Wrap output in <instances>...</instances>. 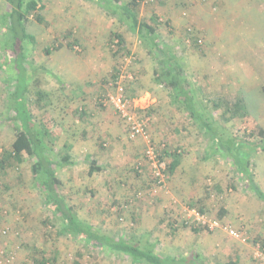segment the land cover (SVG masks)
Segmentation results:
<instances>
[{"label": "rangeland", "instance_id": "374dc122", "mask_svg": "<svg viewBox=\"0 0 264 264\" xmlns=\"http://www.w3.org/2000/svg\"><path fill=\"white\" fill-rule=\"evenodd\" d=\"M135 2L139 19L155 27L159 43L181 63L195 102L226 130L223 140L235 138L237 151L246 148L249 168L242 166V156L239 172L229 159L207 156L208 136L182 106L165 105L169 90L156 87V64L125 24L93 2L44 0L39 12L43 22L30 19L26 24L36 40L27 53L29 62L44 68L36 73L38 83H31L28 72L29 99L33 120L57 138L52 158L59 193L96 232L115 239L144 237L156 254L178 260L172 264H223L234 257L240 264H264L256 255L264 252V201L250 189L253 180L264 194L258 133L264 130V0ZM6 9L0 0V16ZM66 32L77 40L74 48L45 55ZM111 32L125 38L122 49L110 43ZM3 41L0 28V154L14 139L3 82L14 75V57L2 49ZM118 84L131 110L145 121L157 170L170 162V157H159L164 149L180 154L172 175L156 177L145 155L148 145L128 137L107 99ZM36 88L51 94L47 108L35 105ZM240 93L249 113L243 118H228L222 107L214 109L202 100H227ZM70 135L73 163L59 166L58 152ZM24 158L17 169L0 170V227L7 232L0 238V259L13 256V264H37L42 258L47 264H131L122 255L88 245L83 237L60 233L61 222L34 188L31 161ZM91 160L102 170L90 176ZM220 209L226 212L222 218ZM45 216L55 226H43ZM226 228L241 237H232Z\"/></svg>", "mask_w": 264, "mask_h": 264}, {"label": "trees", "instance_id": "16d2710c", "mask_svg": "<svg viewBox=\"0 0 264 264\" xmlns=\"http://www.w3.org/2000/svg\"><path fill=\"white\" fill-rule=\"evenodd\" d=\"M85 1L95 3L138 35L139 40L147 48L148 55L156 64L153 70L154 83L166 89L169 88L172 100L182 106L196 121L200 132L208 136L210 144L206 150L207 156L213 158L218 155L229 159L238 172L242 170L239 168L241 165L239 159L242 156L246 158L242 166L245 169L249 168V154L246 153V148L240 147L237 151L234 144L236 143L235 138H232L231 143L223 140L227 138L226 135H223V131L226 130L212 118L207 107L195 102V97L192 94L194 91L184 79L181 63L172 54L169 47L159 43L155 27L139 19L135 0H131L126 5L119 4L116 0ZM4 2L7 9L0 16V28L4 36L1 46L5 53L13 55L15 72L13 76L6 77L3 82L6 84V90L8 91L7 106L11 113L9 125L14 131V139L8 147L2 149L0 170L5 172L6 170L17 169L26 156L31 161L30 170L34 188L42 195L53 216L60 220L61 228L59 232L66 234L69 239L83 237L88 245H95L100 250L122 255L128 258L131 264H172L178 262L176 258L168 259L156 254L154 244L144 239V237L141 240L133 238L115 239L96 232L90 225L77 217L73 207L65 203L59 193L61 181L56 175L55 166L57 163L52 158L57 138L43 123L39 122L37 124L33 120L31 115L33 102L29 99L31 91L29 90L30 78L28 76L30 75L28 72L30 71V74L33 75L31 83L33 81L38 83L36 73L44 68L34 67L29 62L27 53L35 45L36 40L33 35L27 33L26 24L30 19L38 23L43 22L39 12L45 7L44 0H4ZM70 35V32H66L61 39L58 40L57 38L50 47L44 50L45 55H49L51 52L58 51L63 47L73 49L77 40L69 38ZM110 43H114L118 49H122L125 45V38L118 32H111ZM113 78V81L117 79ZM261 92L264 95V84L261 87ZM33 95L35 96L34 103L39 108H47L51 102V94L41 88H36ZM202 100L204 103H211L214 109L222 107L223 113L227 114L228 118H243L249 115L241 93L227 100H209L208 98H202ZM144 113L147 114V112ZM258 133L261 137L259 147L264 151V130L260 129ZM74 141L71 135L65 139L61 150L58 152L60 157L59 166L72 165L70 151ZM159 157L161 159L171 158L170 162L165 165V170H162L161 173L163 176L172 175L179 166L180 154L170 153L164 149ZM101 170L96 162L91 160L88 174L91 176ZM250 176L246 177L247 180L250 179ZM250 185V189L255 191L256 195L264 201V194L255 186L253 180H251ZM199 211L202 212L201 209ZM225 213L224 210L220 209L218 217L222 218ZM42 225L45 227L55 226L49 216L43 218ZM192 230L196 231L195 229ZM187 262L189 264L193 263L191 260ZM37 264H47V260L42 258ZM74 264H78V262H74ZM223 264H239V262L234 257L229 258Z\"/></svg>", "mask_w": 264, "mask_h": 264}, {"label": "built area", "instance_id": "2783aa9c", "mask_svg": "<svg viewBox=\"0 0 264 264\" xmlns=\"http://www.w3.org/2000/svg\"><path fill=\"white\" fill-rule=\"evenodd\" d=\"M200 43V41H198ZM116 92L107 96L108 102L113 106L115 113L124 121L125 126L127 127V134L130 139L141 138L148 145L145 150L146 157L151 161V165L154 169L157 168L156 154L150 144L149 134L146 131L145 121L141 120L140 117L134 113L129 107L128 101L124 96V88L120 84L114 86ZM156 177H163L161 172L157 170L155 173ZM226 231L229 235L234 238L239 239L241 236L229 228H226ZM6 229L0 227V238L6 235ZM260 260H264V252L256 253ZM0 264H13V256H7L0 259Z\"/></svg>", "mask_w": 264, "mask_h": 264}, {"label": "crops", "instance_id": "0c3cea01", "mask_svg": "<svg viewBox=\"0 0 264 264\" xmlns=\"http://www.w3.org/2000/svg\"><path fill=\"white\" fill-rule=\"evenodd\" d=\"M83 1H85V0H83ZM116 1H118L119 2V4H122V5H126V4H128L131 0H128V1H122V0H116ZM85 2H88V1H85ZM156 87H159V88H162L161 86H156ZM163 89V88H162ZM167 90H169V93H168V96H166V98H168V100H167V102H166V104L165 105H167L168 104V101L170 102V104H172V106H180L178 103H176V102H174L173 100H172V95H171V93H170V89L169 88H167ZM264 242V241H263ZM238 261V260H237ZM239 262V261H238ZM239 264H240V262H239Z\"/></svg>", "mask_w": 264, "mask_h": 264}]
</instances>
